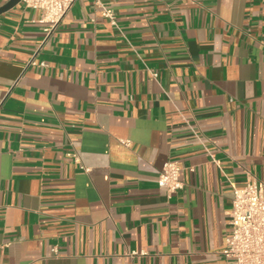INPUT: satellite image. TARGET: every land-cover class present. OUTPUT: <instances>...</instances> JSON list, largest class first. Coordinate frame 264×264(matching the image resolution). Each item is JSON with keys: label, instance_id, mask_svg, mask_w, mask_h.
I'll return each mask as SVG.
<instances>
[{"label": "crops", "instance_id": "obj_1", "mask_svg": "<svg viewBox=\"0 0 264 264\" xmlns=\"http://www.w3.org/2000/svg\"><path fill=\"white\" fill-rule=\"evenodd\" d=\"M101 2L115 24L76 0L41 47V9L0 14V264H230L233 185L264 182V0Z\"/></svg>", "mask_w": 264, "mask_h": 264}, {"label": "built area", "instance_id": "obj_2", "mask_svg": "<svg viewBox=\"0 0 264 264\" xmlns=\"http://www.w3.org/2000/svg\"><path fill=\"white\" fill-rule=\"evenodd\" d=\"M76 0H22L27 7L41 9L44 12L45 36L43 46L57 28V25ZM101 7L102 14L115 24L113 11L101 0H95ZM30 64L36 65L34 58ZM155 75H157L155 73ZM76 160L78 156L69 152ZM182 167L177 161L168 160L158 176L160 185L168 192H176L183 187L180 179ZM230 231L224 256L230 264H264V182L251 175L243 186L233 185L232 211L230 215Z\"/></svg>", "mask_w": 264, "mask_h": 264}, {"label": "water", "instance_id": "obj_3", "mask_svg": "<svg viewBox=\"0 0 264 264\" xmlns=\"http://www.w3.org/2000/svg\"><path fill=\"white\" fill-rule=\"evenodd\" d=\"M21 1L22 0H8L5 4L0 6V14L12 9L13 7H15Z\"/></svg>", "mask_w": 264, "mask_h": 264}]
</instances>
